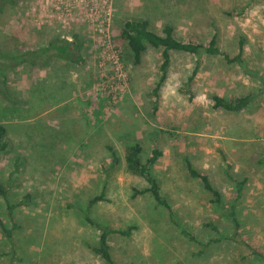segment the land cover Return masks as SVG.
Masks as SVG:
<instances>
[{
    "label": "rangeland",
    "instance_id": "rangeland-1",
    "mask_svg": "<svg viewBox=\"0 0 264 264\" xmlns=\"http://www.w3.org/2000/svg\"><path fill=\"white\" fill-rule=\"evenodd\" d=\"M56 1L14 0L0 15L5 52L79 36L86 58L83 65L15 67L8 97L12 108L21 110L7 109L11 104L0 92V115L7 109L14 120L9 135L14 147L2 153L4 180L13 201L33 194L31 205L16 210L22 223L16 264H107L90 247L99 231L77 207L86 208L102 193L108 200L92 207L91 216L119 229L133 226L131 235L111 238L117 264H264L254 254L264 253V0L113 1L111 24L103 26L110 28L113 49L122 46L119 33L126 21L146 18L160 33L173 24L182 40L207 42L217 33L220 48L231 56L244 41L245 66L223 56L174 52L157 110L152 90L159 78V53L149 48L140 64L119 65L107 37L89 21L91 11L59 10L60 22L52 16ZM38 83L59 91L54 98L38 95ZM249 93L254 98L244 113L214 108V95ZM66 107L71 109L63 112ZM133 142L143 146V161L155 146L163 151L154 172L180 226L150 194L135 195L134 189L147 182L126 169L125 148ZM187 160L210 176L226 203L235 200L236 182L247 180L238 210L253 248L229 238L232 223L210 202L201 181L190 177ZM5 206L0 197V213L8 219ZM211 221L223 237L206 225ZM8 253L0 231V264H9Z\"/></svg>",
    "mask_w": 264,
    "mask_h": 264
},
{
    "label": "trees",
    "instance_id": "trees-1",
    "mask_svg": "<svg viewBox=\"0 0 264 264\" xmlns=\"http://www.w3.org/2000/svg\"><path fill=\"white\" fill-rule=\"evenodd\" d=\"M8 2H14V0H0V15L4 12V8ZM175 30L176 28L173 24H166L164 25L161 33L157 32L155 29H153L151 21L147 18L128 20L120 28L119 38L121 41H123L122 46L125 48H122L121 46L116 50L121 64L125 66V63L128 61H134L135 64H140L143 60L145 52H147L149 48H153L160 55V60L158 63L159 78L152 90V95L156 100L154 107L155 110L158 109V105L161 100L160 91L167 81L173 59L172 54L174 52H184L196 56H223L229 63H239L240 65L245 66V61L243 58L245 50L244 41H242L240 44L239 53L235 56H231L230 54L223 52L220 48L217 33H215L209 41L201 42L195 41L193 39H179L176 37ZM84 56L85 52H83V41L79 36H75L74 40L55 37L45 46L36 49L5 52L2 48H0V92L6 95L9 104H11V108L8 107L7 109L21 110L20 107L16 108L14 106L15 108H12L14 100H12L11 97H8L9 90L7 87L9 82V73L15 70V67L25 63L41 69L52 68L62 63H67L69 65H83L86 62V58ZM12 63L14 66L13 68H10ZM199 67L200 64L197 65L196 71H198ZM191 80L192 79L190 78V82ZM45 84L46 87H43L41 83L37 84V89L35 90L36 94H45V96H48L49 98H54V95H57V92L55 91L58 89L54 87L55 85L52 88L49 83ZM184 91L189 92L187 89H184ZM253 98V94L250 93L243 96L233 97L214 95V108L224 109L229 112L244 113L251 105ZM27 103L30 105L29 102ZM7 109H4L3 113L0 115V197H2L5 202L8 219H5L0 213V231L5 238V241L9 244V264H16L17 262H20L21 256H19L15 239L16 233L20 231L22 227L21 221H19V219L16 217V210L20 207L31 205L33 194L26 193L23 199L18 200L17 202L13 201L9 186L4 180L5 170L2 163V153L7 151L9 148L11 149L13 146L11 144L9 135L10 130L13 128L12 123L14 120L8 117ZM68 109L69 108L66 107V110ZM63 110H65V108H63ZM76 134L77 135H75V137H78L77 140H83L80 134L77 132ZM88 135L89 133H87L85 136L88 137ZM85 136L83 137L86 138ZM18 146H21V144ZM109 149L112 152L114 163L118 164L119 156L116 150L111 146H109ZM143 151V146L138 142H133L127 145L125 148V163L127 171L138 174L147 182V187L143 189H134L135 195L138 196L140 194H150L158 205L163 206L170 211L175 224L180 226L181 223L176 218L177 216L173 211L172 204L170 203L168 197L163 194L162 183L158 177L159 172L158 174L154 172L156 166L158 165L159 159L163 156V151L158 146H155L152 154L148 156L146 161L142 160ZM186 164L187 172L190 177L201 181L204 189L211 194L209 199L210 202L215 207L221 209L222 215L229 219V221L232 223L233 232L229 238L233 239L235 242L237 241L250 248H253L252 243L243 234V225L239 219L238 210L241 206L240 202L245 200L243 197V191L245 189L244 185L247 180L239 183L236 182L237 194L235 200L229 204L226 203V199L222 191L211 181L210 176L206 172L195 167L190 160H187ZM107 200L108 199L105 193H102L91 198L88 201L86 208L79 206L77 207L80 208L82 212H84L83 214L87 223L99 231L98 241L96 244L90 245L93 253L100 256L107 264H117L112 254V246L110 244L111 238L116 234L126 236L131 235L133 226H130L126 229H119L110 224H103L99 220L92 217L90 214L92 207L101 201ZM206 225L212 230L216 231L220 237L224 236L221 233L220 227L215 222L211 221ZM181 229L184 234H188L184 227ZM254 254L264 261V253L261 250H255Z\"/></svg>",
    "mask_w": 264,
    "mask_h": 264
},
{
    "label": "built area",
    "instance_id": "built-area-1",
    "mask_svg": "<svg viewBox=\"0 0 264 264\" xmlns=\"http://www.w3.org/2000/svg\"><path fill=\"white\" fill-rule=\"evenodd\" d=\"M113 1L114 0H57L55 3V6L53 7L54 14L52 16L59 17L60 22L63 21L62 15L58 14L59 10H73L72 8L74 6H77L78 8L84 9V10H90L91 11V19H89L90 22L95 24L97 29L100 30L102 35H105L107 37L108 43V49L111 51V55L115 58V61H119L117 50L116 48H111V37L109 34V29L104 30L103 26H109L111 24L112 19V12H113ZM99 24V27H98ZM119 65L120 62H119Z\"/></svg>",
    "mask_w": 264,
    "mask_h": 264
},
{
    "label": "crops",
    "instance_id": "crops-1",
    "mask_svg": "<svg viewBox=\"0 0 264 264\" xmlns=\"http://www.w3.org/2000/svg\"><path fill=\"white\" fill-rule=\"evenodd\" d=\"M48 69H49V68H48ZM38 95H40V94H38ZM43 98H44V97H43ZM73 108H74V107H73ZM69 109H71V108H69ZM69 109H68V110H69ZM58 110H60V108H58ZM54 111H57V110H54ZM62 111L65 112L66 109H65V110H62ZM62 111H61V112H62ZM65 118H67V117H65Z\"/></svg>",
    "mask_w": 264,
    "mask_h": 264
}]
</instances>
